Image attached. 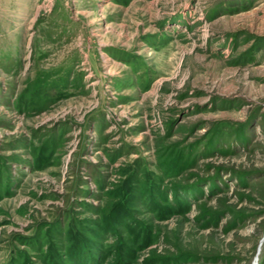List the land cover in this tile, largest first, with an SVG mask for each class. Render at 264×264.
Returning a JSON list of instances; mask_svg holds the SVG:
<instances>
[{
	"label": "rangeland",
	"instance_id": "rangeland-1",
	"mask_svg": "<svg viewBox=\"0 0 264 264\" xmlns=\"http://www.w3.org/2000/svg\"><path fill=\"white\" fill-rule=\"evenodd\" d=\"M0 264H264V0H0Z\"/></svg>",
	"mask_w": 264,
	"mask_h": 264
}]
</instances>
